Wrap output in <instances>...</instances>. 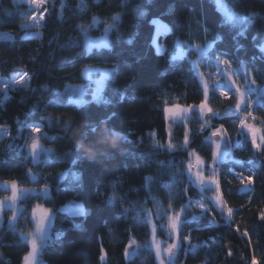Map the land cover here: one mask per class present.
<instances>
[{"label": "trees", "instance_id": "16d2710c", "mask_svg": "<svg viewBox=\"0 0 264 264\" xmlns=\"http://www.w3.org/2000/svg\"><path fill=\"white\" fill-rule=\"evenodd\" d=\"M80 5L81 0H53L44 21L33 25L29 3L0 0V34L9 36L0 39V78L30 79L29 85L8 91L0 86V127L8 132L0 139V183L26 188L17 221L10 225L7 210L0 222V264H23L30 248L24 236L33 230L30 214L37 204L53 215L42 264H160L157 240L164 248L179 244L169 264H252L253 257L264 264V144L253 148L250 134L239 127L251 112L248 122L264 130V53L259 50L264 0H83ZM227 11L250 21L244 35H238L241 26ZM154 18L167 30L157 31L150 23ZM107 29L112 50L90 48L89 40ZM217 35L222 40L214 39ZM198 48L207 50L201 55ZM89 67L112 70L101 102L90 97L82 105L68 103L75 99L72 87L94 88L84 78ZM205 85L208 106L218 114L210 119L198 110ZM237 88L246 95L243 111L220 119L240 100ZM177 105L196 107L190 117L171 122L164 109ZM112 113L107 124H99L100 149H80L83 159L73 163L76 128ZM66 124L72 131L65 132ZM32 127L41 129L38 136ZM221 127L216 141L212 132ZM109 128L123 138L106 135ZM34 141L48 152L37 163L28 155ZM196 156L203 161L199 169ZM198 170L206 179L213 172L219 192L206 179L203 185L197 181ZM29 190L33 195L25 197ZM43 191L48 195H36ZM109 197L116 198L114 206L106 203ZM71 201L88 214L60 212ZM176 214L179 239L169 227Z\"/></svg>", "mask_w": 264, "mask_h": 264}, {"label": "snow or ice", "instance_id": "6c2138e0", "mask_svg": "<svg viewBox=\"0 0 264 264\" xmlns=\"http://www.w3.org/2000/svg\"><path fill=\"white\" fill-rule=\"evenodd\" d=\"M45 2H46V0H31V3L33 5H35V9L37 11H39L43 7ZM95 2L99 3V0H95ZM148 2L151 3V0H148ZM237 2H238V0H233V3H237ZM80 6L83 7V0H81ZM138 15L145 16L146 13L145 12H138ZM252 15L255 16V14H252ZM228 16H229V19L233 20L235 24H238L241 26V29L238 32V35L239 36L244 35L243 27L248 25L250 23V21L248 19H246L244 16H237L235 13H232V12H229ZM31 20L33 23H37L38 21H43L44 15L41 13L39 15V17H37V15L33 14L31 16ZM112 20L118 21L119 17L113 16ZM150 23L153 25H157V31H159L160 29L167 30L165 25L160 23L159 19L154 18L152 21H150ZM29 27H30V25H29ZM110 27H112V26H110ZM134 36H135V34H133V37H130L126 41L129 45H131L133 43ZM214 39L222 40V37L217 35L216 37H214ZM151 43L153 45H155L156 44L155 39H153ZM96 47L99 48L100 46H96ZM103 47L108 48L109 51L112 50V46L108 45L107 43H105L103 45ZM208 47L211 48L212 45L209 44ZM206 50L207 49H200V48L197 49V51L200 52L201 55H203ZM259 50L262 53H264V45H262ZM156 51H157V53H159L160 49L157 48ZM97 54L102 55L103 53L98 52ZM172 59L175 60L176 57L173 56ZM217 59H219V57H217ZM219 63L222 65H228L229 61L226 59H219ZM117 71H118V69H114L113 75ZM109 75H110L109 73L105 72L103 74V77H108ZM199 76L202 78L203 74L199 73ZM228 80L232 81L233 77L231 75H229ZM19 83L23 84L24 80L21 79L19 81ZM96 83H97V85H99V83H101V81H97ZM100 91H101V89L99 86H97L95 88L89 86L87 89H83V88L74 89V90H72V93H73V96L75 97V99L69 98L68 103L77 104V105H82V104L88 103V101H86L84 99L85 96H90L93 101L101 102ZM236 91H237V94L241 97V99L238 100L237 103L235 104V109H236L237 113H241L243 111L242 105L244 103V101H243L244 93H242L239 88H237ZM220 95L227 96L228 93L227 92H221ZM203 96H204L203 101L198 105V110H199L200 114L201 115H209V116L218 115L217 113H214L212 108H210L208 106L209 90H208L207 85H205V87H204ZM123 98L124 97L122 95L121 99H123ZM102 102L105 104L109 103V101H107V100H104ZM193 107H196V106L181 107V106L177 105L174 107L165 108L164 111H165L166 119L169 117V115L183 119L184 114L191 112ZM114 116H115V113H112L107 118L101 119L98 123L97 122H87L83 127H77L76 128V130L73 132V135L78 136L79 139H78V148H77L76 152L74 153L75 158L73 160V163H75L76 160L83 159V157L80 154V149L90 148V149H93L94 151H98L100 149L101 145L99 143H97V141L100 139L99 124H101V123L107 124V122L109 120H111ZM249 116H252L251 112H247L246 114L243 115V117L239 120V127L241 130H246L247 134H250L251 143H252L253 148L260 149L262 144H264V130L255 127L252 123H249L248 122ZM31 131L34 134H37V136H38L41 132V129L39 127H33L31 129ZM68 131H72V129L70 128L69 125L66 124L65 125V132H68ZM223 131L224 130L222 127L217 128L215 131L212 132V136L213 137L219 136V135H221V133ZM105 134L109 135V136L123 138L122 133L116 132L111 128L106 129ZM258 134H259L260 143H258ZM184 143L186 145L188 143L187 133L185 134ZM37 147H38V144H37V142L34 141L31 145L32 151L34 153H35ZM169 147L171 148V144L169 145ZM219 147H220L219 144H217L216 145L217 151L213 153V170H215V160H216V156L219 154ZM101 154H103V153H101ZM91 158L94 159L95 156H93ZM202 164H203V161L201 160V158L199 156H196V167L199 169ZM191 168H192V165L190 164L189 165V171H191ZM196 178H197V181L201 185H203V183L205 182V176L203 175L202 171L198 170L196 172ZM207 180L212 185H214L215 190L217 192H219V183L214 178V176L207 177ZM247 180H248V183H252L251 177H248ZM115 187H116V182H113L112 188L115 189ZM41 194L44 196H47L48 192L43 191L42 193H36L37 196H39ZM32 195H33L32 190L25 192V197H29ZM17 196H18V189H17L16 184L13 183L12 184V195H11L10 199L12 201H15L17 199ZM106 203L108 205L114 206L117 203V201H116L115 197H109L108 200L106 201ZM216 203L220 204L219 197L216 198ZM38 209L40 210V213H41L39 215V217H37V215H36ZM123 211L126 213L128 211V209H124ZM221 211H223L222 207H221ZM227 212H228L229 216L232 215V209L231 208L227 209ZM79 214L82 216H86L88 213L82 211ZM51 215L52 214L47 209L42 208L41 205H39V204H37L32 210V218H33V220L36 221L35 233L33 235L36 237H39L40 241L42 242V246L45 248L50 243V238L45 232V227L48 224V222L51 218ZM260 218L264 219V212L261 213ZM185 223H186V221H185ZM180 225H181L180 214H176V215L171 216L169 218V227H170L171 233L175 234L177 239H179V236H180V233H179ZM110 231H111V229H110ZM153 232H155V225H153ZM244 235L247 236L248 233L245 232ZM187 238H188L187 236L184 237V239H187ZM178 249H179V244H177V243H173V244L169 245L166 249L168 257L174 258V256H175L174 250H178ZM40 250H41V245L37 244V240L35 238L32 239L31 250L23 257L24 264H36V257H37V254ZM160 254H161L160 249H159V247H157V256L159 257ZM162 264H163V262H162ZM252 264H258L255 257H253Z\"/></svg>", "mask_w": 264, "mask_h": 264}, {"label": "rangeland", "instance_id": "374dc122", "mask_svg": "<svg viewBox=\"0 0 264 264\" xmlns=\"http://www.w3.org/2000/svg\"><path fill=\"white\" fill-rule=\"evenodd\" d=\"M16 1L17 2L21 1V2L29 3L30 11L33 12V14L37 15V17H39V15L42 12H43L42 14L45 17V14H44L45 13V9L48 7L49 4H51L53 2V0H46V2L43 5V7L39 11H37L35 9V5H33L31 3V0H19V1L16 0ZM16 1L14 0V2H16ZM228 13H229V11H227L226 16L229 19ZM232 13H234V12H232ZM231 21H233V20H231ZM31 23L33 25H39V24L42 23V21H38L37 23H33L32 20H31ZM109 30L110 29L105 30V32L99 38H91L89 40L88 46L90 48L96 47V46H100L101 47L105 43H108ZM3 38H9V36L5 37V35L0 34V39H3ZM105 72L111 74L112 73V70L110 68L89 67L84 72V78L87 79V80H89V82L94 83V88L97 87V86L100 87V89H101L100 94L102 92V86H104V84H105V80L109 77V76L108 77H103V74ZM21 79L24 80V83L23 84L19 83V81ZM97 81H101V83H99V85H97V83H96ZM29 83H30V79L27 76H23V77L22 76H17L16 79H10V80H5V79H1L0 78V86H1V88H4V87L5 88H8L7 91L10 90L9 88H12V85L13 86H22V85L23 86H26V85H29ZM77 88H83V87L82 86L72 87L71 93H72V90L77 89ZM83 89H87V88H83ZM242 93H244V92H242ZM245 97H246V95L244 93V96H243L244 103H245V100H246ZM89 98H90V96H85L84 97V99L86 101ZM239 98L241 99L240 96H239ZM89 100H91V99H89ZM193 112H194V108L192 109L191 112L184 114V118L190 117V115ZM168 118L170 119L171 122H179L181 120V118H179V117H173L171 115H169ZM7 134H8L7 129L0 127V139L5 138L7 136ZM35 135H37V134H35ZM221 135H222V133H221ZM223 142L224 141H222L219 144H222ZM37 144H38V147H37L35 153L32 151L31 146L29 147V151H28V155H30L32 157L33 161L36 162V163L41 158L45 157V155L47 156L46 153H48V152H46L44 154L45 150H44L43 146L40 144V142H37ZM30 145H32V143ZM193 170H194V168H193ZM203 175L205 176V173L204 172H203ZM211 176H214L213 172H212V175ZM205 179H206V177H205ZM12 184L13 183H3V182L0 183V194L2 196L1 199H0V208H1V210H0V212H1L0 213V222H1V220L3 221L4 214L6 215L7 210H8V211H10V217L8 216L10 225L14 224L17 221L18 217L20 216V213L23 210L22 201H23L24 193H22V191L26 189V188H24V187L19 186V185L16 184L17 189H18V196H17V199L15 201H12L10 199V197L12 195ZM205 184L207 186H212V187L214 186L210 182H208V180L206 181ZM198 207L200 208V206H198ZM82 211L83 212H87V209L81 203L74 202V201L69 202L67 205L63 206L60 209V212H64V213H67V214H70V215H80L79 213L82 212ZM40 214H41L40 213V210L38 209L37 210V213H36L37 217H39ZM30 218L32 219L33 230L31 232H29V234L25 235L24 236V239L29 243V247H30L29 248V251L31 250V241H32V239L35 238L37 240V244L38 245H41V250L38 252L37 257H36V264H42V257H41V255H42V251H43V248L44 247L42 246V242L40 241L39 237H36V236L33 235L35 233L36 221L33 220L32 213L30 214ZM52 223H53V215H51V218H50L48 224L45 227V232H46V234L49 237H50ZM157 247H159L160 253H161L159 257L157 256L160 264H162V262H163V264H169V263H173L174 262V259L173 258H169L168 257L167 252H166V249L167 248H164L162 246V244L160 243V241H158V240L155 241V243H154V248H155L156 254H157ZM23 264H24V262H23Z\"/></svg>", "mask_w": 264, "mask_h": 264}, {"label": "water", "instance_id": "95a60500", "mask_svg": "<svg viewBox=\"0 0 264 264\" xmlns=\"http://www.w3.org/2000/svg\"><path fill=\"white\" fill-rule=\"evenodd\" d=\"M236 115V110L235 109H233V108H228L227 110H225V111H223V112H221L220 114H219V118L220 119H224V118H228V117H233V116H235ZM212 116H209V115H207V119H210ZM214 138V140H216V141H220V139H221V136L219 135V136H216V137H213ZM135 249V247H132L131 248V250L133 251Z\"/></svg>", "mask_w": 264, "mask_h": 264}]
</instances>
